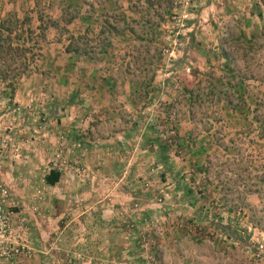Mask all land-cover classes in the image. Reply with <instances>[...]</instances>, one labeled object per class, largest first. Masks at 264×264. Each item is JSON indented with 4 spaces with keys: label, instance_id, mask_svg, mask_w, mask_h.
<instances>
[{
    "label": "rangeland",
    "instance_id": "rangeland-1",
    "mask_svg": "<svg viewBox=\"0 0 264 264\" xmlns=\"http://www.w3.org/2000/svg\"><path fill=\"white\" fill-rule=\"evenodd\" d=\"M7 17L38 41L14 91L0 82L13 235L46 217V170L97 189L66 203L73 241L56 231L27 258L264 264V0H0Z\"/></svg>",
    "mask_w": 264,
    "mask_h": 264
},
{
    "label": "crops",
    "instance_id": "crops-1",
    "mask_svg": "<svg viewBox=\"0 0 264 264\" xmlns=\"http://www.w3.org/2000/svg\"><path fill=\"white\" fill-rule=\"evenodd\" d=\"M67 145H68V148H67L68 152L73 151V153L75 152L76 148L79 146V144H77L76 142H73V141H69ZM30 164L36 165L34 163H31V162H30ZM43 164H45V161H43ZM112 164H113V168H114L115 164L113 161H112ZM88 167L90 168V166H88ZM50 170L51 169L46 170V173L43 175V178H42V182H44L48 193L44 197V200H45L44 205H40V211L43 212L46 217L41 218V221H35L34 218H31V221H29V222H31L30 227L26 228L25 231H23V229H22V231L24 232V237H25V235H26V237L21 238V239H19L20 236L17 237L18 240H21L22 242H24L28 248L29 247L32 248V246L35 247V245L44 246L46 248L52 242L50 240H52V236L54 235V232H56V231H59L60 236L62 235L64 237L63 241H73L69 237L67 230H71L72 229L71 226L76 225L74 222L75 220H77V222H78V217L74 216L73 213L75 214L79 209L72 208V207L68 206V204H66V203L70 200L71 197L72 198H77V197L90 198L93 196V194H95L97 192L95 185L92 186V187H94L93 189L91 188V190H86V188L83 187L86 185H82L81 182L77 181L74 178V175H73L74 173L70 170L67 171L66 173H62V171H60L61 177H60L59 182H57L55 185H48L45 182V176L50 172ZM90 173H91V175H93V177L91 178V182L95 183L96 182V180H95L96 179V173H93V172H90ZM111 174L112 173H110V176H111ZM29 179L30 178H26L25 180H29ZM90 185H89V187H90ZM82 188H84V190H83V193L81 194ZM4 202H6V201L3 200V196L0 197V203H1L0 205L4 204ZM90 208L91 207H89V208L85 207L86 210H89ZM27 212H28V210L23 211V213H27ZM105 212H108V211H105ZM71 213H72L73 218H71ZM103 213H104V211H103ZM66 215H69L67 217L68 219L71 218L69 223H67V221H64V223H63V221H62V220H64V217ZM74 217H75V219H74ZM103 218L105 220H108L107 216H104ZM79 223L82 224V222H79ZM95 227H96V225H95ZM17 229H19V228H17ZM34 232H35V236H33ZM78 237H79V235H76L75 240H77ZM88 239H90V238H88ZM77 241H79V240H77ZM84 246L90 248L91 242H87V244H85ZM42 255H43V253H42ZM52 257H55V260L60 264L61 259H60L59 254H55L54 256H51V255L44 256L43 255V256H40V258H38V256L36 254L30 258H27V256L24 255V257H17L13 261L6 262L5 264H30V263L31 264H48L49 263L48 261L51 260ZM51 262H53V259ZM61 262H62V260H61Z\"/></svg>",
    "mask_w": 264,
    "mask_h": 264
},
{
    "label": "trees",
    "instance_id": "trees-1",
    "mask_svg": "<svg viewBox=\"0 0 264 264\" xmlns=\"http://www.w3.org/2000/svg\"><path fill=\"white\" fill-rule=\"evenodd\" d=\"M16 17V16H14ZM7 17L0 21V82L6 84V87L11 90L15 89V81L21 76L20 69L16 67V61L19 59L24 62H29V55H33L35 60L34 48H36L38 41L34 29L29 25L27 29L24 28L26 22L30 21L29 17L21 20L17 18ZM39 21L41 22L37 29L46 31V25H44V19L42 14L39 13ZM55 26H58L55 24ZM13 33L15 35L13 36ZM28 33V34H27ZM14 41H17L15 43ZM3 64V65H2ZM28 63L26 64V66ZM227 72L233 76L234 70L230 67L228 61L226 62ZM29 68V67H27ZM12 75V77H10ZM162 148V145H160ZM61 177L60 170L51 169L50 172L45 176V182L48 185H55L59 182ZM226 234L235 239L242 238L235 232H231L229 228L225 229Z\"/></svg>",
    "mask_w": 264,
    "mask_h": 264
},
{
    "label": "built area",
    "instance_id": "built-area-1",
    "mask_svg": "<svg viewBox=\"0 0 264 264\" xmlns=\"http://www.w3.org/2000/svg\"><path fill=\"white\" fill-rule=\"evenodd\" d=\"M14 226L7 209L0 205V259L12 261L15 257L28 255L29 248L13 235Z\"/></svg>",
    "mask_w": 264,
    "mask_h": 264
}]
</instances>
